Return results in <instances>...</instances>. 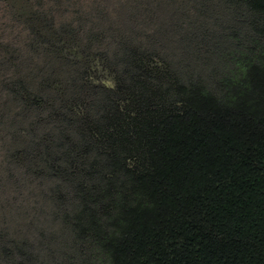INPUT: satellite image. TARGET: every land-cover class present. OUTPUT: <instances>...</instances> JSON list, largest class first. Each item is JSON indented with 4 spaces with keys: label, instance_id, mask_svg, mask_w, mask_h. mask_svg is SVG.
<instances>
[{
    "label": "trees",
    "instance_id": "16d2710c",
    "mask_svg": "<svg viewBox=\"0 0 264 264\" xmlns=\"http://www.w3.org/2000/svg\"><path fill=\"white\" fill-rule=\"evenodd\" d=\"M9 1L14 19L29 20L22 48L8 42L0 50V139L14 141L8 152L34 154L40 122H66L46 133L53 164L43 166L64 178L68 163L84 178L80 220L112 264H264V63L249 65L221 99L160 66L162 0H84L85 11L77 10L99 37L136 22L118 49H106L111 84L98 73L101 38L82 51L74 19L48 18L40 11L55 8L42 0ZM245 2L264 14V0ZM115 3L123 10L108 14ZM90 8L101 9L103 25ZM67 89L91 95L87 104L66 105L79 123L67 113L43 114L50 101L61 109L53 92ZM101 217L112 231L105 233Z\"/></svg>",
    "mask_w": 264,
    "mask_h": 264
},
{
    "label": "rangeland",
    "instance_id": "374dc122",
    "mask_svg": "<svg viewBox=\"0 0 264 264\" xmlns=\"http://www.w3.org/2000/svg\"><path fill=\"white\" fill-rule=\"evenodd\" d=\"M42 1L55 8L51 12L40 11L48 18L54 15L57 22L75 20L72 28L77 36L74 39H78L82 51L99 45L101 38L103 52L97 53L102 62L98 73L107 77L111 70L115 72L111 55H104L106 49H118L120 40L127 39L136 22L130 23V18L119 34L118 30H112L99 37L100 29L93 27L77 10L85 11L86 7L81 6L84 0ZM8 2L11 1L0 0V50L3 44L19 45L22 41L19 48H13L17 51L25 43L26 34L20 35L26 31L24 26L29 18L14 19L6 7ZM117 5L115 3L108 14H120L123 9ZM95 6L103 8V5ZM89 12L98 14L103 25L101 9L90 8ZM36 15L38 18V13ZM159 17L156 46L161 56L160 66L164 69L170 66L182 81L202 85L221 99L243 79L249 65L264 63V14L249 8L245 0H162ZM57 28L49 31H58ZM15 54L10 51L8 56ZM108 78L111 80L110 76ZM64 93L53 92L59 98L61 109L59 104L50 101L43 114L52 113L55 117L61 114V119L65 116L79 123L78 117L68 114L66 105L74 101L87 104L91 95L85 91L73 94L71 89ZM65 127L64 121L54 120L49 125L40 122L33 140L36 150L30 155L21 152L22 148L8 152L5 149L8 146L11 149L14 141L6 144L10 137L0 139V264H112L97 232L80 220L83 206L77 185L83 183L84 178L79 174L71 175L68 163H64V178L43 166L45 161L53 164L52 157L44 154L47 147L54 146L52 139H45L46 133L55 129L62 131ZM69 146L64 137V149ZM38 149L44 150L43 154H39ZM89 185H95V180ZM101 218L105 233L112 231L109 219Z\"/></svg>",
    "mask_w": 264,
    "mask_h": 264
}]
</instances>
